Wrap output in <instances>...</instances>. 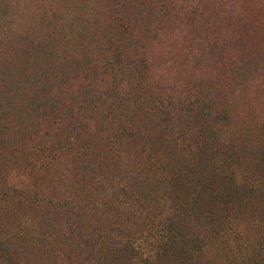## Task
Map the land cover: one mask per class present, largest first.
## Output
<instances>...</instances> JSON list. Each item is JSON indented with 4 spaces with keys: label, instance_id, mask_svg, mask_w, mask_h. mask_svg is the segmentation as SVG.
<instances>
[{
    "label": "rangeland",
    "instance_id": "obj_1",
    "mask_svg": "<svg viewBox=\"0 0 264 264\" xmlns=\"http://www.w3.org/2000/svg\"><path fill=\"white\" fill-rule=\"evenodd\" d=\"M107 77L106 116L72 124L68 110ZM63 83L64 103L53 89ZM136 103L151 119L142 117L140 149L165 113L169 133L179 131L186 146L194 149L204 128L201 138L216 147L201 168L221 178L214 183L220 196L204 201L212 224L203 221L196 232L204 247L191 250L194 264H264V0H0V189L7 195L0 238L12 240L0 255L13 264H132L111 243L157 214L149 234L165 225L170 203L161 186L150 185L142 194L148 203L128 211L124 178L86 190L75 169L82 149L100 151L96 163L110 155L103 150L110 136L127 137L122 126ZM62 104L56 126L48 118ZM71 129L82 140L67 141ZM58 144L64 149L56 152ZM8 186L23 195H8ZM106 191L118 209L101 216L94 195Z\"/></svg>",
    "mask_w": 264,
    "mask_h": 264
},
{
    "label": "trees",
    "instance_id": "obj_2",
    "mask_svg": "<svg viewBox=\"0 0 264 264\" xmlns=\"http://www.w3.org/2000/svg\"><path fill=\"white\" fill-rule=\"evenodd\" d=\"M119 65H121L119 62L114 63V67L117 66L119 68ZM114 78L116 79L115 76ZM112 85L108 78L103 84H94L95 90L91 86H88L87 88L91 90L87 91V95L90 97L78 100L76 107L72 108L71 106L68 110V119L72 120V124L77 125L80 120L83 121L85 118L86 120H92L98 114L106 116L105 110H102L104 107V98L101 97L103 95L100 92H104L103 88ZM53 89L56 91L55 98H60L64 95L66 85L63 83V85ZM74 91L77 92V87ZM109 92H113V88ZM116 93L113 92L111 95L114 96ZM111 95H107L105 101L109 98L112 99L113 97ZM60 100L62 103L66 101L61 98ZM135 107H138V112L135 116H139V118L136 119L134 118L135 116L126 117L123 115L127 119H130L122 126V131L128 134L127 137L123 138L117 132L110 136L106 142L105 149H103L106 154L110 155L102 157L96 163L91 160L93 159L92 156L94 155L96 158L100 157L101 152L88 150L87 153V150L82 149L75 172L86 181V190L93 188L97 191H104L112 182V178H124V182L119 189L125 197V204L127 205L128 211L135 209L136 202L138 204L141 203L142 207L148 203L147 197L143 196L147 195L146 190L150 188V185L157 183L161 186L160 192L162 197L167 198L170 203V206L165 210L163 220V223L165 221V225L163 224L164 226L158 230L155 236L149 234L150 228L154 226L153 222L159 216H162V214H157L152 220L149 218L146 228L137 231L132 227L133 230L131 231L130 229L129 231L131 233H125L126 235H123L119 242L112 241L111 246L113 250L115 249L116 253H125L132 264H194L191 250L193 252L199 251L204 247L199 243L198 233L196 232L201 229L202 224H204L203 221H209L212 224L213 212L209 210L207 213H202L203 207L206 202L212 205V201L216 202L220 196V194L214 191V183L222 181L221 178H209L208 175L206 176V173L210 172V168L205 173L201 168L205 154L213 156L216 152V147L207 146L201 138L205 134L204 128L198 129V133L196 134L198 145L194 149L191 146H186L187 141L180 136L179 131L176 130L177 137L169 133L172 119L165 113L164 117L159 118V124L155 123L153 118L157 134L150 135L146 145L143 144L140 149V146L134 144L135 137L143 128L142 117L144 120L149 119V114H144L141 106L139 107L137 103ZM54 108L57 109L52 110V114L48 119L57 126L60 110L61 108L66 110V107L62 104L61 107ZM191 108L188 107V111L187 109L185 110L187 111L185 112V116L190 117L193 114ZM115 111L119 115V112L117 110ZM199 118L202 119L201 117ZM128 124L131 125H129V129L126 127ZM56 126L53 127L56 128ZM70 133L75 134V137L72 139L69 136L67 141L71 140L72 142L76 138L82 140L81 135L77 134L76 129H71ZM169 136L172 137L171 140L167 138ZM166 142H168V146L165 147ZM62 146V144H58L56 152L62 151L64 149ZM3 188H6V186ZM7 191L9 193L8 195H23L22 192L19 193L12 190L11 186L7 187ZM108 191L94 195V203L97 207L98 214L101 216H105L108 212L117 211L118 209L117 205L113 207L109 205V201L107 202L106 194ZM134 193L139 194V200H134ZM178 193L183 196L182 199H178ZM35 194H38V192L33 193V196ZM6 198L7 195L1 192L0 189V202L4 203ZM223 204L225 205V203ZM141 212H138L137 215L141 214ZM167 218H169L168 224H166ZM27 221L28 218L26 217L24 224ZM213 225L215 226V224ZM112 227L115 229L108 232L110 236L114 233L112 231H115L119 227V224L112 225ZM136 233L139 235H135ZM78 237L85 248L86 243L81 233L78 234ZM5 240V238H0V249L5 245L9 246L11 244L12 240L8 239L6 242ZM86 260L88 261L87 256ZM0 264H13V262L5 258L4 255H0Z\"/></svg>",
    "mask_w": 264,
    "mask_h": 264
}]
</instances>
